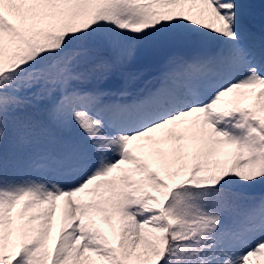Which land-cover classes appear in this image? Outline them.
Here are the masks:
<instances>
[{"label":"snow or ice","instance_id":"1","mask_svg":"<svg viewBox=\"0 0 264 264\" xmlns=\"http://www.w3.org/2000/svg\"><path fill=\"white\" fill-rule=\"evenodd\" d=\"M260 257L264 0H0V264Z\"/></svg>","mask_w":264,"mask_h":264},{"label":"rangeland","instance_id":"2","mask_svg":"<svg viewBox=\"0 0 264 264\" xmlns=\"http://www.w3.org/2000/svg\"><path fill=\"white\" fill-rule=\"evenodd\" d=\"M13 22H17V21H13ZM259 91V90H257ZM252 98H246L243 99L242 101V106H249L252 103ZM181 129H178V131H180ZM190 143L189 140L184 139V140H177V139H172L169 141V144L164 146L165 150H167V148H169L170 146H180V145H185ZM230 152L229 149L227 148H220L217 151V155L214 157V159H218L221 162H223L225 159H231V157L229 155H227ZM166 159V157H156L153 159V170H157L160 172L161 175H167L169 171L175 173V172H180L182 174H187L186 170L182 168L181 164H175L173 165L171 168H165L162 166V162L163 160ZM195 161L192 160L191 158H188L187 160V164L190 167L192 163H194ZM155 196H159V193H157ZM84 199H89L87 197H85ZM64 211H65V202L63 200L58 201L57 202V208H56V213L55 216L53 217V221H52V231H51V235L50 238L48 239V242L50 243V241H52L54 236H57V240L58 237L60 235V231L61 228L63 226V216H64ZM93 216L95 218L96 221V226L109 238V240L112 242L113 246H117L118 242H119V230L121 228V222H114L111 225H107V226H101L100 223L98 222V216L97 213H93ZM39 222H37V224L35 226H38ZM13 239L15 240V242H18V235H14ZM99 264H104V262H99ZM252 264H264V257H260V258H253L252 260Z\"/></svg>","mask_w":264,"mask_h":264},{"label":"trees","instance_id":"3","mask_svg":"<svg viewBox=\"0 0 264 264\" xmlns=\"http://www.w3.org/2000/svg\"><path fill=\"white\" fill-rule=\"evenodd\" d=\"M185 175L183 174H179V176L176 179H182ZM168 182L172 185L176 182V180H168ZM156 192H152V194H155ZM100 217V222H102L103 224H109L112 221H118L120 220L119 216L113 212H108L107 214H99ZM52 249V247L50 248V250Z\"/></svg>","mask_w":264,"mask_h":264},{"label":"bare ground","instance_id":"4","mask_svg":"<svg viewBox=\"0 0 264 264\" xmlns=\"http://www.w3.org/2000/svg\"><path fill=\"white\" fill-rule=\"evenodd\" d=\"M251 103H253V99H252V102ZM171 147V146H170Z\"/></svg>","mask_w":264,"mask_h":264}]
</instances>
